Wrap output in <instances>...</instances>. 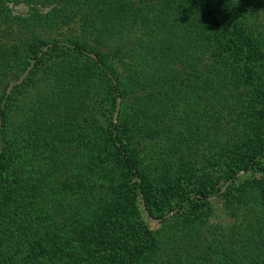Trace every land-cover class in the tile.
Returning <instances> with one entry per match:
<instances>
[{
  "label": "rangeland",
  "instance_id": "374dc122",
  "mask_svg": "<svg viewBox=\"0 0 264 264\" xmlns=\"http://www.w3.org/2000/svg\"><path fill=\"white\" fill-rule=\"evenodd\" d=\"M222 1L237 15L239 9L245 14L259 11L256 22L260 23L253 21L255 16L248 21L252 27L238 20L261 44L264 1ZM46 2L42 8L10 1L0 8V96L8 97L15 86L21 91L5 133L14 147L7 166L19 186L5 184L0 174V264H24L20 256L45 229L59 244L71 240L75 253L86 254L77 247V236L62 232V223L84 221L92 207L112 214L126 204L124 196L134 182L107 140L114 98L110 84L86 54L60 46L47 49L44 42L73 41L100 49L125 88L119 99L127 111L125 140L154 189L195 191L217 181L222 188L226 183L221 176L233 160L264 149V79L246 84L248 63L239 58L218 59L215 64L206 57L198 63L194 46L206 43V38L193 40L184 33L197 21L194 0H69L72 7ZM55 8L62 12H54ZM35 11L46 20L35 22ZM192 33L196 35L195 30ZM170 38L173 44L167 49ZM167 50L177 60L175 72L161 58ZM35 55L42 58L35 60ZM159 65L160 73L163 67L166 70L162 75L155 72ZM128 76L133 82L127 89ZM213 81L219 82L215 93ZM197 84L202 92L196 91ZM36 110L46 123L32 132L30 144L26 140L37 126ZM237 184L231 195L221 191L196 214H172L163 226L152 225L163 247L150 253L144 264H170L171 258L177 264L175 250L185 241L172 239L173 232L180 236L185 225L197 229L199 248L211 249L205 254L209 264H232L226 251H241L246 227L260 230L254 207L258 200L259 212L264 211V170L254 167L242 173ZM27 203L31 207L25 208ZM40 218L47 228L40 226ZM97 222L100 226L102 218ZM215 243L217 254L212 251ZM66 260L56 257L48 264ZM203 261L199 260L207 263Z\"/></svg>",
  "mask_w": 264,
  "mask_h": 264
},
{
  "label": "trees",
  "instance_id": "16d2710c",
  "mask_svg": "<svg viewBox=\"0 0 264 264\" xmlns=\"http://www.w3.org/2000/svg\"><path fill=\"white\" fill-rule=\"evenodd\" d=\"M10 1H23L31 6L45 7L48 0H0V8L5 6L6 2ZM61 1L62 3L72 7L69 0H54ZM83 1V0H79ZM264 1V0H262ZM60 3V2H59ZM255 3V0L253 1ZM194 5L197 11V21L194 26L188 25L185 27V37L196 40H204L206 43H196L194 46V55L198 58V63L201 60H205L206 57L213 59V62L218 63V59H230L239 58L246 60L247 65L244 66V80L248 85L254 84L256 79H264V38L261 40V44L258 40H255L246 30L243 23L238 19H243L248 22L252 20L257 21V15L259 11H253L244 13L245 10L239 9L240 13L237 15L235 12L226 9V6L222 0H194ZM83 7V6H81ZM66 8V7H65ZM74 9L82 11V8L75 6ZM218 15H215L216 13ZM35 22H43L46 20V16L35 11ZM54 12L61 13V9H56ZM201 13H206V16H202ZM210 14V16H209ZM241 17H240V16ZM176 19H181L182 16H175ZM171 17L169 18V20ZM183 19V18H182ZM186 22V19H183ZM260 23V22H256ZM247 25L251 26L248 22ZM252 27V26H251ZM195 30L196 35L192 32ZM209 42L212 43L208 44ZM168 47L173 44L172 38L169 39ZM43 47L47 49L66 47L74 52H80L86 54L92 61L99 74L107 80L110 84V88L113 93V100L111 102V116L107 126V140L111 145L113 154L127 169V172L131 179L134 180L133 185L129 192L124 196L126 204H122L117 211H114L109 215V211L103 213L99 212L98 208H91L89 216L87 214L83 216L84 221L75 222H63L62 225L65 228L63 233H68L69 236H77V247L79 245L82 250L86 251L83 255L78 252L75 253V246L71 244V240L63 241L61 245L57 241L50 238L48 230L41 232L33 241H29L31 247L27 251V254L20 256V260H23L24 264H48L49 260L66 257L65 264H144L148 260L150 253L159 252L163 246H161V238H158L154 226L164 225L174 216H184L187 214H196L209 203V201L218 196L221 191L225 190L227 195H231L230 192L235 188H239L238 181L242 173H247L254 167L264 170V149L258 152L246 153L243 157L236 158L227 167L221 176V181L226 183V186L220 187L219 182L212 183L206 187H202L199 190H181L177 188H159L154 189L147 183L144 172L142 171L139 163L131 153L128 143L125 140L124 134V122L127 119L126 110H122V103L119 99L124 97L125 88L119 84V78L117 73L106 61L100 49L88 48L78 42H65L54 41L44 42ZM40 53H44V48ZM184 51H189L188 48H184ZM227 56V57H226ZM40 55H35V60H40ZM164 64L169 61L173 68L169 67V70L175 72L174 65L177 60L173 55H168V50L162 54ZM184 59V58H183ZM184 61V60H183ZM256 64V66H255ZM214 67V66H213ZM155 72L160 73L162 70L159 65ZM214 71H220V69H213ZM163 67L162 75L165 73ZM213 71V72H214ZM226 74L223 75V79ZM215 79V78H214ZM133 79L128 76L126 79V87L131 86ZM214 82V81H213ZM219 82L213 84L212 91L215 93ZM184 85V83H183ZM197 92H202V88L199 84L195 85ZM21 93L18 86H15L12 93L7 97L6 93L0 96V133H2L0 140V174L5 184L10 186H19L17 182H14V176L12 171L8 168L7 163L11 160L10 155H13L14 147L12 143L6 139V129L10 118V112L14 108V104L18 101V95ZM5 101V103H4ZM19 102V101H18ZM38 110L33 111V120L36 125L29 132L27 142L32 140L33 133L39 127H43L45 120L39 119L41 116L37 113ZM123 118V119H122ZM42 122V124H40ZM44 122V123H43ZM33 132V133H32ZM30 143V142H28ZM34 144L39 145V142L35 140ZM31 144V143H30ZM14 167L12 166V169ZM4 171L5 175H4ZM14 182V183H13ZM222 189V190H221ZM246 191L247 188L245 189ZM16 191V190H15ZM18 192V191H16ZM9 189L4 187V195L8 196ZM127 198L125 199V197ZM258 200L255 204V215L260 219V230L254 231L253 228L245 229L244 237L241 242L243 244L241 251L233 248L226 251L229 259L232 260V264H261L264 260V211L259 212ZM31 207V204L27 203L25 208ZM33 209V208H32ZM45 211V210H44ZM45 218V217H44ZM44 218H40L38 223L44 227L48 225L45 223ZM102 218L100 226L97 219ZM136 224V220L139 219ZM143 219V220H142ZM96 220V221H95ZM142 220V222H140ZM97 223V224H94ZM51 225V224H50ZM185 233L173 232L172 239H182L185 244L180 250H175L178 253L177 264H201L199 260L201 258L205 260L206 250H211L209 247L201 249L196 245L195 234L197 229L195 227L184 226ZM47 228V227H44ZM68 228V230H67ZM87 229L89 232H87ZM66 231V232H64ZM183 234V235H181ZM187 237V238H186ZM69 238V237H68ZM70 239H73L70 237ZM70 241V242H69ZM233 241L228 242V244ZM227 244V245H228ZM68 247L65 248L64 246ZM224 245V244H221ZM218 244H213L212 251L214 254L218 252ZM91 248L93 250H91ZM174 248V246H173ZM156 261V260H155ZM158 261V258H157ZM156 261V262H157ZM204 261L202 263H204ZM209 264V260L206 261ZM170 264H173L172 258Z\"/></svg>",
  "mask_w": 264,
  "mask_h": 264
}]
</instances>
